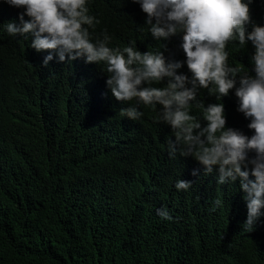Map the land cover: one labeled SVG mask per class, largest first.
I'll use <instances>...</instances> for the list:
<instances>
[{"label": "trees", "instance_id": "1", "mask_svg": "<svg viewBox=\"0 0 264 264\" xmlns=\"http://www.w3.org/2000/svg\"><path fill=\"white\" fill-rule=\"evenodd\" d=\"M58 2L0 0V264H264V0Z\"/></svg>", "mask_w": 264, "mask_h": 264}, {"label": "clouds", "instance_id": "2", "mask_svg": "<svg viewBox=\"0 0 264 264\" xmlns=\"http://www.w3.org/2000/svg\"><path fill=\"white\" fill-rule=\"evenodd\" d=\"M63 3L64 0H59L56 8L59 7V9H61L64 7L65 5H61ZM21 32L24 34L26 39L12 38V40L17 41L22 45L26 44L28 50L36 57L37 60L44 58L46 56L45 53L48 46V39L45 37V34L35 33L30 29H25Z\"/></svg>", "mask_w": 264, "mask_h": 264}, {"label": "bare ground", "instance_id": "3", "mask_svg": "<svg viewBox=\"0 0 264 264\" xmlns=\"http://www.w3.org/2000/svg\"><path fill=\"white\" fill-rule=\"evenodd\" d=\"M48 89V88H47ZM169 186V185H168Z\"/></svg>", "mask_w": 264, "mask_h": 264}]
</instances>
